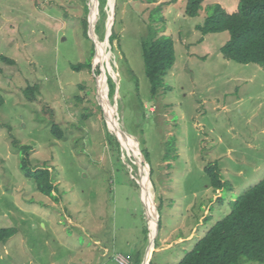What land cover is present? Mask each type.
<instances>
[{
  "label": "rangeland",
  "instance_id": "rangeland-1",
  "mask_svg": "<svg viewBox=\"0 0 264 264\" xmlns=\"http://www.w3.org/2000/svg\"><path fill=\"white\" fill-rule=\"evenodd\" d=\"M171 1L106 0L103 16L98 0H0V228L16 231L0 264H178L264 178V69L223 58L227 32L197 29L206 6L231 14L238 0H204L193 18ZM150 27L175 53L155 97L141 53ZM19 146L49 171L51 195L24 177Z\"/></svg>",
  "mask_w": 264,
  "mask_h": 264
},
{
  "label": "trees",
  "instance_id": "trees-1",
  "mask_svg": "<svg viewBox=\"0 0 264 264\" xmlns=\"http://www.w3.org/2000/svg\"><path fill=\"white\" fill-rule=\"evenodd\" d=\"M146 2L151 4L156 0H146ZM175 2L176 0H172L170 4ZM202 3L203 0H187L185 14L191 18L198 16ZM98 4L100 13L105 16L106 0H98ZM85 10L87 12V6ZM205 11L203 25L197 27L202 36L223 32L229 34L228 41L220 48L223 58L237 64H255L264 69V0H238L236 11L231 14L219 4L206 6ZM159 20L162 21L161 18ZM83 25L87 34L86 19ZM98 29L99 26L96 31ZM117 39V34L112 29L109 36L111 47ZM141 53L150 94L155 97L163 86L164 76L175 62L173 40L165 35L155 36V32L150 27L148 35L141 38ZM1 60L9 65L13 64L12 60L5 57H1ZM91 67V61L70 65L71 70L76 72ZM95 72L97 74L99 70L96 69ZM107 84L110 98L114 84L110 78L107 79ZM35 88L36 86L26 88L24 90L26 97L31 98ZM51 133L58 139L62 137L55 125H52ZM13 143L17 145L16 141ZM139 143L145 159L142 144ZM19 149L24 155L20 163L24 177L32 180L36 190L41 194L51 195L55 187L49 171L45 167L30 168L26 156L29 147L19 146ZM145 162L147 163L146 159ZM205 172L212 189L217 191L225 188L217 167H208ZM15 233L13 228H0V243H5ZM241 258L264 264V178L240 195L231 204L230 213L216 222L178 264H239Z\"/></svg>",
  "mask_w": 264,
  "mask_h": 264
},
{
  "label": "bare ground",
  "instance_id": "bare-ground-1",
  "mask_svg": "<svg viewBox=\"0 0 264 264\" xmlns=\"http://www.w3.org/2000/svg\"><path fill=\"white\" fill-rule=\"evenodd\" d=\"M123 138V137H122ZM123 139H125V138H123ZM125 141V145H127L128 147H130V145H128L129 143H127V141H126V139L124 140ZM145 174H146V176H147V181H148V185H147V188L149 189L150 188V182H149V177H148V167H147V170H146V172H145ZM148 195V194H147ZM151 207H152V209L154 210V205H153V202L151 201ZM154 228H155V230H154ZM157 232H156V227H155V225H153V232H152V234H151V238H150V241H151V243L154 241V238H155V234H156ZM152 249H153V247H152V245H150V250H149V255L151 254V251H152Z\"/></svg>",
  "mask_w": 264,
  "mask_h": 264
},
{
  "label": "water",
  "instance_id": "water-1",
  "mask_svg": "<svg viewBox=\"0 0 264 264\" xmlns=\"http://www.w3.org/2000/svg\"><path fill=\"white\" fill-rule=\"evenodd\" d=\"M112 13H113V10H112ZM112 24H113V22L111 23V27H112ZM111 27L109 28V32H108V34L106 35V37H105V39L106 40H108V38H109V36L111 35ZM91 23H90V20L88 21V35H89V37L91 38L92 37V34H91ZM93 39V38H92ZM93 41H94V39H93ZM94 44H95V42H94ZM145 207V206H144ZM155 240V239H154ZM151 243V242H150ZM153 243H154V241L151 243V245H152V247H153ZM151 255V254H150ZM144 263V262H143ZM148 264H149V261H148Z\"/></svg>",
  "mask_w": 264,
  "mask_h": 264
},
{
  "label": "built area",
  "instance_id": "built-area-1",
  "mask_svg": "<svg viewBox=\"0 0 264 264\" xmlns=\"http://www.w3.org/2000/svg\"><path fill=\"white\" fill-rule=\"evenodd\" d=\"M116 261L118 262V264H128V261L121 256L117 257Z\"/></svg>",
  "mask_w": 264,
  "mask_h": 264
},
{
  "label": "crops",
  "instance_id": "crops-1",
  "mask_svg": "<svg viewBox=\"0 0 264 264\" xmlns=\"http://www.w3.org/2000/svg\"><path fill=\"white\" fill-rule=\"evenodd\" d=\"M203 2H204V0H203ZM220 191H221V190H217V191H215L218 195L214 196V198H216V197H218V196L220 195Z\"/></svg>",
  "mask_w": 264,
  "mask_h": 264
}]
</instances>
